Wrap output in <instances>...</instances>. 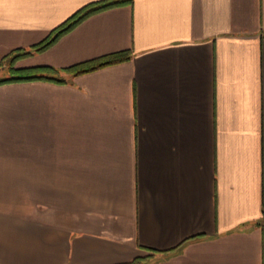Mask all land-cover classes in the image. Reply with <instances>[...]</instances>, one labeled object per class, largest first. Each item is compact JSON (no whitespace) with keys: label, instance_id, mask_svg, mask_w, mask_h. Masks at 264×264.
<instances>
[{"label":"crops","instance_id":"crops-1","mask_svg":"<svg viewBox=\"0 0 264 264\" xmlns=\"http://www.w3.org/2000/svg\"><path fill=\"white\" fill-rule=\"evenodd\" d=\"M95 0H0L3 57ZM0 84V264H264V0H132Z\"/></svg>","mask_w":264,"mask_h":264},{"label":"trees","instance_id":"trees-1","mask_svg":"<svg viewBox=\"0 0 264 264\" xmlns=\"http://www.w3.org/2000/svg\"><path fill=\"white\" fill-rule=\"evenodd\" d=\"M132 0H95L90 3L85 4L70 17H68L64 22L55 27L49 35L42 41L34 44L29 49L18 48L13 50L11 53L3 57V62L8 61L10 64L11 74L6 77H0V84L11 82V81H20V80H30V79H47V80H56V81H65V79L60 75L62 72L79 74L83 72H88L104 65L118 63L130 58V52L123 50L118 52H113L76 64L64 67L57 68L50 65H39L32 67H14V61L21 56L31 54L33 51H42L54 42H56L59 37L71 30L81 21H83L88 16L103 11L105 9L130 3Z\"/></svg>","mask_w":264,"mask_h":264},{"label":"rangeland","instance_id":"rangeland-1","mask_svg":"<svg viewBox=\"0 0 264 264\" xmlns=\"http://www.w3.org/2000/svg\"><path fill=\"white\" fill-rule=\"evenodd\" d=\"M14 64V63H13Z\"/></svg>","mask_w":264,"mask_h":264}]
</instances>
